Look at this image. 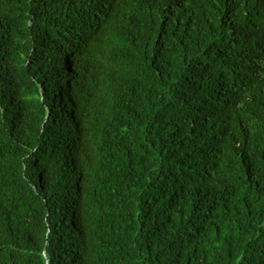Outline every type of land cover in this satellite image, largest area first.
I'll return each instance as SVG.
<instances>
[{
    "label": "trees",
    "instance_id": "trees-1",
    "mask_svg": "<svg viewBox=\"0 0 264 264\" xmlns=\"http://www.w3.org/2000/svg\"><path fill=\"white\" fill-rule=\"evenodd\" d=\"M0 264H264V0H0Z\"/></svg>",
    "mask_w": 264,
    "mask_h": 264
}]
</instances>
